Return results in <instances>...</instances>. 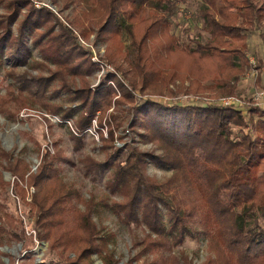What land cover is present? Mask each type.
Masks as SVG:
<instances>
[{
  "label": "trees",
  "instance_id": "1",
  "mask_svg": "<svg viewBox=\"0 0 264 264\" xmlns=\"http://www.w3.org/2000/svg\"><path fill=\"white\" fill-rule=\"evenodd\" d=\"M185 1L60 0L64 7H79L65 25L49 7H34L33 0H0V69L10 79L4 92L0 86V114L12 118L21 108L36 107L58 115L69 121L76 150L84 131L93 128L104 158L81 157L84 174L109 170L105 187L116 195L80 196L59 174L57 164L70 160L56 145H39L34 169L0 146L4 168L13 176L4 180L0 171V248L16 241L24 251L23 261L0 249L7 258L1 256L0 264H117L107 246L114 234L92 218L102 208L126 226L144 228V237L133 244L139 249L123 264H174L173 257L139 258L181 244L192 234L193 219L208 252L202 264H264V110L147 97L164 90L175 94L179 84L183 94L233 95L235 81L251 67L252 32H258L264 57V0H200L196 16L208 34L204 41L187 29L183 40L172 30L178 4ZM79 26L83 35L97 28L96 37L106 44L104 59L116 70L94 86L90 76L98 68L73 30ZM263 61L256 58L254 66ZM133 135L160 152L138 148ZM149 162L170 169V175L150 176ZM9 184L26 219L34 216L35 238L26 235L30 225L15 216L18 201L11 212L6 209ZM29 187L34 191L27 201ZM36 237L61 259L26 260Z\"/></svg>",
  "mask_w": 264,
  "mask_h": 264
},
{
  "label": "rangeland",
  "instance_id": "2",
  "mask_svg": "<svg viewBox=\"0 0 264 264\" xmlns=\"http://www.w3.org/2000/svg\"><path fill=\"white\" fill-rule=\"evenodd\" d=\"M60 1V0H59ZM57 0H33L34 7L46 6L49 7L53 12L58 15V18L65 25L66 21H69L72 15L79 14L77 6L64 7L61 2ZM200 4V0H186L185 2L179 3L178 11L173 18V28L172 30L179 34L183 40L187 36L182 34L184 29H187V33L190 37H196L201 41L206 40L208 34L206 30L203 28L200 20L197 19L196 12L198 6ZM0 12H2V8L0 7ZM84 26H87L84 24ZM79 27H73L75 33L80 34L79 36L84 40L90 43L93 46V49L96 52L97 58L99 62H95L91 59L92 49L90 48V60L96 64L95 72L90 76L91 86L97 85L98 82L103 79L105 74L114 73L116 70L114 66L108 63L104 59L106 44L99 40L96 37L97 28L94 27L93 31L89 32L88 35H83L80 33ZM15 31V30H14ZM125 44L128 46L129 40L127 37H123ZM248 57H252L256 60V58L263 59V50L261 39L258 35V32H252L248 36ZM88 48V47H87ZM129 51V50H128ZM32 53L34 56H37L35 50L32 48ZM126 58L120 57L119 63L123 64L124 69L127 68L128 64H126ZM264 63V61H263ZM106 64V65H105ZM25 68L16 67L14 72L19 74L23 72ZM31 73H34V70H30ZM246 72V69L239 75V79H237L235 86V95L238 96H246L250 92V84L252 83L250 80L243 77V74ZM117 74V73H116ZM120 77V73L117 74ZM260 81L259 83L256 81L257 86H261L264 84V73L259 75ZM0 86L1 92H4L6 85L10 79H5V74L0 69ZM5 79V80H4ZM9 88V87H8ZM173 88V87H172ZM201 95H206L205 92L198 93ZM61 94V96H63ZM145 95V94H144ZM162 95V96H160ZM183 95V88L181 84L176 88L175 94H171L168 91L164 90L159 93H151L147 97L158 98V100L170 99L168 102H185L184 100L179 101L177 97ZM159 96V97H158ZM139 99V98H138ZM55 101L61 102V97L55 98ZM66 103V102H65ZM46 115L48 120L42 119L40 116ZM16 117H9L5 114H0V146L6 151L11 152L12 154H19L22 158H24L31 168L37 166L39 163L38 151L39 145H56L59 147L67 156L70 162H59L57 165L59 166L60 175L63 180L68 184L73 185L78 191L79 195L83 198H88L90 194L94 195L96 198L100 196L106 195V197L114 198L116 195L109 194L108 190L105 187V181L107 179V174L109 170H104L95 175L94 177L91 174L85 175L82 164L80 162V158L85 155H90L95 159L102 160L104 158V152L99 150L98 146L100 144L99 139L97 138L93 128H87L84 131L83 136V144L79 147V149L73 148L72 136L70 134V123L67 120H60L58 115H50V113L44 112L43 109L38 110L35 108H21L17 113H15ZM264 118V116H263ZM124 129L126 128V124H123ZM121 128H119L120 130ZM125 130L124 132H126ZM127 138L132 136L131 132L127 133ZM45 136V137H44ZM138 148L144 150L154 149V152L158 153L160 150L155 148L154 144H151L147 140L138 139L136 135H133ZM120 144V143H119ZM5 161L0 158V171L2 173V178L4 180H12L13 176L5 170L4 165ZM147 173L150 176H154L157 179H163L170 175L171 170L168 168H161L152 163H148L146 168ZM34 191L33 187L28 188V193L26 195V200H30V194ZM5 204L7 211L11 212V207L13 206V201H18L19 210L15 214L16 217H22L24 223L30 225V227H26V235L30 234L35 238V231H39V229L34 225V216H30L28 220L24 216V205L18 200V198H14L11 190L10 184L5 188ZM79 204V203H78ZM93 220L96 222L98 226H103V231H110L114 234L107 246L110 251L116 256L119 260L117 264H123L129 256L132 255L135 251H137L140 247H134V241L140 240L144 237V228L142 226L124 225L116 216L114 212H112L109 208H102L99 212H95L92 214ZM197 219H193L191 222L190 230L191 235L186 236L184 241L173 247H165L164 249H159L157 251L151 249L144 253L139 259V261H149L150 259H155L157 255H161L164 258L175 259L174 264H202L207 256L208 252L205 250V240L202 236H197L195 232V228L198 227L196 223ZM29 221V223H28ZM35 240V239H34ZM36 243L28 252L29 257L26 260H30L31 257L35 258V261H48V260H56L59 259L55 251L50 250L47 247V242L45 240L37 239ZM1 250L8 252L11 256L15 258H20L19 260H23L22 258L24 251L21 249V245L19 242L11 241L8 244H5L0 248ZM2 255L0 254V257ZM3 259H6V256H2ZM93 259L96 262H99V259L96 254L92 255ZM182 258H186V262H183ZM61 259V258H60Z\"/></svg>",
  "mask_w": 264,
  "mask_h": 264
},
{
  "label": "built area",
  "instance_id": "3",
  "mask_svg": "<svg viewBox=\"0 0 264 264\" xmlns=\"http://www.w3.org/2000/svg\"><path fill=\"white\" fill-rule=\"evenodd\" d=\"M77 34V33H76ZM78 40L85 46L90 47L92 49L91 53V59L95 62H99V59L97 58L96 52L93 49V46L88 43L87 41H84L79 34H77ZM89 48V49H90ZM91 51V50H90ZM249 62L251 63V67L246 70V72L243 74V77L250 80L252 83L250 84V92L246 96H238V95H225V96H218L216 98H212L206 95L201 94H183L177 99L179 101L184 100L185 102L189 103H197V102H207V101H216L219 104L222 105H230L233 104L237 108H244L246 105H253L256 106L262 110H264V84L261 86L256 85V81L259 78V75L264 73V63L261 65V67H255V59L252 57H249ZM106 65V64H105ZM162 96V95H160ZM159 97V96H158ZM158 100V98H155ZM170 99H167L164 97L161 101H168Z\"/></svg>",
  "mask_w": 264,
  "mask_h": 264
},
{
  "label": "crops",
  "instance_id": "4",
  "mask_svg": "<svg viewBox=\"0 0 264 264\" xmlns=\"http://www.w3.org/2000/svg\"><path fill=\"white\" fill-rule=\"evenodd\" d=\"M5 261H7V258L5 259ZM16 261H17V259H16Z\"/></svg>",
  "mask_w": 264,
  "mask_h": 264
},
{
  "label": "water",
  "instance_id": "5",
  "mask_svg": "<svg viewBox=\"0 0 264 264\" xmlns=\"http://www.w3.org/2000/svg\"><path fill=\"white\" fill-rule=\"evenodd\" d=\"M35 167H36V166H35ZM35 167H33V169H34Z\"/></svg>",
  "mask_w": 264,
  "mask_h": 264
}]
</instances>
